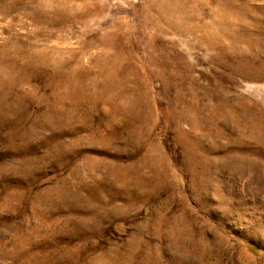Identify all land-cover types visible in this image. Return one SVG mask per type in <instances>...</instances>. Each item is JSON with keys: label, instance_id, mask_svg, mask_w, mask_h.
Here are the masks:
<instances>
[{"label": "rangeland", "instance_id": "rangeland-1", "mask_svg": "<svg viewBox=\"0 0 264 264\" xmlns=\"http://www.w3.org/2000/svg\"><path fill=\"white\" fill-rule=\"evenodd\" d=\"M0 264H264V0H0Z\"/></svg>", "mask_w": 264, "mask_h": 264}, {"label": "bare ground", "instance_id": "bare-ground-1", "mask_svg": "<svg viewBox=\"0 0 264 264\" xmlns=\"http://www.w3.org/2000/svg\"><path fill=\"white\" fill-rule=\"evenodd\" d=\"M255 164V163H254Z\"/></svg>", "mask_w": 264, "mask_h": 264}]
</instances>
